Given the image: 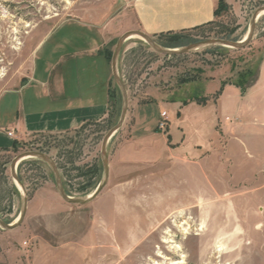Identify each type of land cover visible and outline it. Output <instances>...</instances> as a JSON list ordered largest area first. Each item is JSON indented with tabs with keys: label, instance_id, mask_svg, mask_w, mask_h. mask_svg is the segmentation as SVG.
<instances>
[{
	"label": "rangeland",
	"instance_id": "374dc122",
	"mask_svg": "<svg viewBox=\"0 0 264 264\" xmlns=\"http://www.w3.org/2000/svg\"><path fill=\"white\" fill-rule=\"evenodd\" d=\"M132 1L0 0V98L23 85L33 62L37 69L74 73L80 59L59 51L65 40L74 46L89 36L105 42L101 52L112 55L119 36L136 24ZM223 2L226 8L211 23L181 33L183 46L242 40L252 13L264 5V0ZM263 58L264 14L241 49L203 46L167 56L137 37L127 39L117 69L128 109L107 144V185L88 204H68L45 162L22 160L17 173L27 190V212L16 229L0 228V264H264V120L251 119L243 108L246 119L231 138L211 130L213 107L192 105L179 114L173 106L193 97L203 102V85L213 75L229 83L242 76L244 96L257 81ZM65 80L70 87L75 77ZM110 87L106 120L63 133L33 134L14 150H0V219L12 223L19 215L21 199L9 164L25 151H41L54 160L68 195L84 197L95 190L103 174L101 142L121 110L113 79ZM259 88L264 94V84ZM253 101L252 112L261 113L262 99ZM0 106L11 110L10 97ZM139 107L145 124L136 140L133 116ZM161 111L168 113L165 132L156 128ZM120 150L136 151L139 159L122 163Z\"/></svg>",
	"mask_w": 264,
	"mask_h": 264
},
{
	"label": "crops",
	"instance_id": "0c3cea01",
	"mask_svg": "<svg viewBox=\"0 0 264 264\" xmlns=\"http://www.w3.org/2000/svg\"><path fill=\"white\" fill-rule=\"evenodd\" d=\"M217 4L218 0H133L132 11L136 22L134 29L155 39L165 34L197 29L215 19ZM78 42L71 46L70 40H65L63 44L58 45L59 51L64 50L66 56L69 51L70 58L80 59L81 64L73 71L74 73L55 72V69L50 68L37 69L33 62L30 75L24 80L23 85L0 98L1 105L3 98L10 97L12 106L11 110L4 112L1 111L0 106V150H11L13 141L24 140L33 134L63 133L85 123L100 122L108 118L111 107L112 75L110 62L101 52L105 42L99 44L95 38L89 36L80 37ZM64 57L62 62H65ZM70 74L75 80L72 86L66 87L65 77ZM263 77L264 58L257 81L244 96L240 88L226 83L220 94L213 99V95L222 83L216 75H213L203 85L207 94L204 96L205 101L198 103L193 97L194 101L184 100L183 103L176 101L173 102V106L179 114H183L184 109L192 105L198 110L213 107L211 130L216 134L220 132L230 134V137L234 138L241 129V122L246 119L243 108L251 113V119L264 120V108L261 113L252 112L253 100L256 97L262 99L264 103V94L260 93L259 88L264 84ZM243 105L247 106L243 107ZM143 109L139 107L133 116V130L135 129L133 132L136 140L143 136L142 127L145 124ZM166 114L168 115L167 112ZM180 131L182 132V128ZM8 132H12V135L9 136ZM168 134L172 139L170 130ZM138 154L136 151L120 150L117 155L122 163H131L137 162ZM110 157L108 155L109 177Z\"/></svg>",
	"mask_w": 264,
	"mask_h": 264
},
{
	"label": "water",
	"instance_id": "95a60500",
	"mask_svg": "<svg viewBox=\"0 0 264 264\" xmlns=\"http://www.w3.org/2000/svg\"><path fill=\"white\" fill-rule=\"evenodd\" d=\"M263 11H264V5L260 6L252 13L250 21H249V28H248L247 34L240 41H231L227 39H206V40H201V41L191 43L186 46H182L180 48H166L158 44L154 40V38H152L151 36L137 29L128 30L124 32L121 36H119V38L117 39L114 45L113 51H112V55L110 59V67H111L112 79L114 80L115 84L117 85L120 91L121 110H120V116H119L118 121L116 122L114 126H112L105 133V135L103 136L102 142H101L100 155H101L103 174H102V178L100 182L98 183L97 187L91 194L87 196H84V197L70 196L65 191V188L63 186V183H62L59 171H58V167L56 166L54 160L49 155H47L44 152L36 151V150H30V151L19 153L11 160L9 164V171H10V176L17 187V190L19 192V196L21 199L20 212L16 220H14L12 223H6L2 219H0V228L4 230L16 229L17 227L21 225V223L23 222L25 218L27 207H28V196H27L26 187L24 186L23 182L20 180L18 176L17 166L22 160L26 158H29V157L37 158L45 162L50 167L51 172L54 177L58 195L64 202L68 204H73V205L88 204L91 201H93L101 193V191L105 188L108 182V178H109V161H108V153H107V144L109 140L111 139V137L122 127L124 120L126 118L127 109H128L127 89L117 69L119 54L121 52L124 42L127 39L131 37H137L143 40L156 53L167 55V56L184 54V53H187L189 51H192L194 49H197L203 46H223V47L241 49L245 47L250 42V40L253 38L255 29H256L257 19L260 13H262Z\"/></svg>",
	"mask_w": 264,
	"mask_h": 264
},
{
	"label": "trees",
	"instance_id": "16d2710c",
	"mask_svg": "<svg viewBox=\"0 0 264 264\" xmlns=\"http://www.w3.org/2000/svg\"><path fill=\"white\" fill-rule=\"evenodd\" d=\"M226 8V4H224L223 0H218V4H217V8L215 10V16H217L218 12L220 9H225ZM182 32H178V33H171V34H165V35H161L159 36L157 39H156V42L158 44H160L161 46L163 47H166V48H178V47H182L183 45H185L184 43V37L182 36L181 34ZM162 37H165V41L162 42L161 41V38ZM105 56L106 58L108 59V61L110 60V53L108 55V53L106 52L105 53ZM248 75L251 76L252 73L251 71L249 70L248 71ZM226 83H229V82H222L221 83V87L216 91L214 97L216 98L221 90H222V87L226 84ZM231 84L237 86L238 88H240L241 92L244 93L246 91V86L244 84V80L242 78V76H240L239 80L236 81V82H231ZM195 101L198 102V99H194ZM202 101H205V99H202ZM86 124V123H85ZM83 124L82 127L85 125ZM19 142L17 141H13V144H12V149L14 150L16 148V146L18 145ZM19 176V175H18ZM20 180H21V177L19 176ZM22 181V180H21Z\"/></svg>",
	"mask_w": 264,
	"mask_h": 264
},
{
	"label": "built area",
	"instance_id": "2783aa9c",
	"mask_svg": "<svg viewBox=\"0 0 264 264\" xmlns=\"http://www.w3.org/2000/svg\"><path fill=\"white\" fill-rule=\"evenodd\" d=\"M168 122H169V119L167 117V114L166 112L163 111L160 113L156 128L162 132H165L168 129ZM8 135L11 136L12 132H8Z\"/></svg>",
	"mask_w": 264,
	"mask_h": 264
},
{
	"label": "bare ground",
	"instance_id": "6f19581e",
	"mask_svg": "<svg viewBox=\"0 0 264 264\" xmlns=\"http://www.w3.org/2000/svg\"><path fill=\"white\" fill-rule=\"evenodd\" d=\"M261 14H264V11H263L262 13H260V15H261ZM260 15H259V16H260ZM180 213H181V212H180ZM183 231H184V228H183ZM186 231H187V230H186Z\"/></svg>",
	"mask_w": 264,
	"mask_h": 264
}]
</instances>
